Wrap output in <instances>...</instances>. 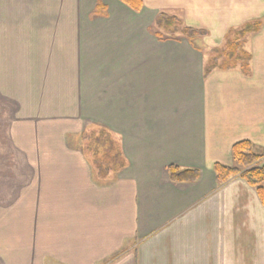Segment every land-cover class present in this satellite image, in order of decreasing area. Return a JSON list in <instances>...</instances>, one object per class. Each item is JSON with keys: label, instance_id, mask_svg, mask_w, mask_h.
<instances>
[{"label": "crops", "instance_id": "crops-1", "mask_svg": "<svg viewBox=\"0 0 264 264\" xmlns=\"http://www.w3.org/2000/svg\"><path fill=\"white\" fill-rule=\"evenodd\" d=\"M142 2L0 0V264H264V205L213 173L238 141L264 154V25L249 74L204 73L264 0ZM159 12L205 35L160 40ZM98 128L122 160L102 179L81 138Z\"/></svg>", "mask_w": 264, "mask_h": 264}, {"label": "trees", "instance_id": "trees-1", "mask_svg": "<svg viewBox=\"0 0 264 264\" xmlns=\"http://www.w3.org/2000/svg\"><path fill=\"white\" fill-rule=\"evenodd\" d=\"M118 1L136 12L143 7L142 0ZM263 25L264 19L259 18L248 21L237 28L229 29L226 32L223 45L211 49V55L205 67V76L216 68L225 70L239 68L244 74H249L251 55L243 47L244 40L248 35L258 32ZM153 33L160 40L173 41L180 38L194 40L196 36L205 35L202 30L184 26L177 15L167 12H159L156 15ZM104 134L99 131L81 136L82 141H86L85 146L86 151H89L88 154L95 156L100 148L103 149L102 156L106 161H99L95 158V179H102L109 172L116 173L122 166L121 154L116 143ZM231 153L236 165L226 166L221 163H214L213 165L217 184L222 185L229 179L239 176L255 189L260 202L264 205V154L255 152L252 144L247 140L234 143ZM167 173L168 178L173 182H194L200 175L197 169H181L176 165L168 166Z\"/></svg>", "mask_w": 264, "mask_h": 264}, {"label": "rangeland", "instance_id": "rangeland-1", "mask_svg": "<svg viewBox=\"0 0 264 264\" xmlns=\"http://www.w3.org/2000/svg\"><path fill=\"white\" fill-rule=\"evenodd\" d=\"M177 16H178V15H177ZM178 18L180 19L179 16H178ZM180 21L182 22V24H183L184 26H186V24H185L181 19H180ZM195 38H196L195 40H199L200 37L196 36ZM195 43H197L198 45L203 46V44L200 43V42L195 41ZM223 43H224V42H223ZM222 45H223V44H221V46H222ZM221 46H219V47H221ZM219 47H218V48H219ZM92 127H94V126H92ZM89 129H90V128H89ZM92 130H95V132H96V131L99 130V128H98V129H92ZM113 142H114V141H113ZM85 143H86L85 141H84V143H82V144H83L82 146H83L84 148L86 147V146H85ZM115 143H116V142H115ZM116 145H117V143H116ZM118 150H119V149H118ZM102 151H103V149L100 148L99 152H98L97 154H95V156H93L92 154H91V155L89 154L88 157L91 158V159L94 158V159H93V162H94L95 158H96L97 160H99V161H103V162H105L106 160H105V159L103 158V156H102ZM88 152H89V151H88Z\"/></svg>", "mask_w": 264, "mask_h": 264}]
</instances>
